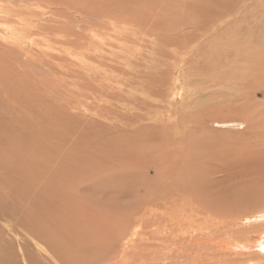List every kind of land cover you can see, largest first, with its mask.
<instances>
[{"label": "rangeland", "instance_id": "obj_1", "mask_svg": "<svg viewBox=\"0 0 264 264\" xmlns=\"http://www.w3.org/2000/svg\"><path fill=\"white\" fill-rule=\"evenodd\" d=\"M181 168L264 230V0H0L5 264L113 258L108 221L145 189L110 182Z\"/></svg>", "mask_w": 264, "mask_h": 264}, {"label": "bare ground", "instance_id": "obj_2", "mask_svg": "<svg viewBox=\"0 0 264 264\" xmlns=\"http://www.w3.org/2000/svg\"><path fill=\"white\" fill-rule=\"evenodd\" d=\"M198 170L181 168L179 172H158L156 177L169 181V185H159L157 189L155 182H146L144 171L125 173L110 182L121 193H128L132 187L135 191L140 185L144 186L145 193L140 195L142 197L133 199L136 202L132 219L108 221L107 242L112 250L115 249L116 254L100 264H264V230L251 236L252 233L247 234L245 225L239 222L242 218L234 220L228 215L220 216L218 211L221 208L216 204L219 187L212 185L213 181L211 185L201 183ZM255 217L248 216L246 219ZM17 222H14V226L19 225ZM20 230L25 235L29 234V229L25 226L20 227ZM23 244L27 246L26 241ZM25 250L21 255L15 252V258L9 259L8 264H19L20 257L21 264L22 261L23 264H38L35 260L33 262V259L26 258L25 253L29 249ZM47 252V257L38 256V262L79 264L70 260L62 246L56 248L55 253ZM2 263L5 264L0 253V264Z\"/></svg>", "mask_w": 264, "mask_h": 264}]
</instances>
